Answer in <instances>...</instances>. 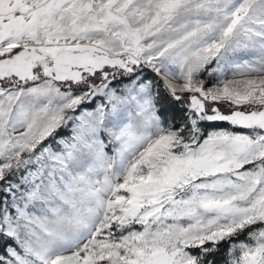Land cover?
<instances>
[{
    "label": "snow or ice",
    "instance_id": "snow-or-ice-1",
    "mask_svg": "<svg viewBox=\"0 0 264 264\" xmlns=\"http://www.w3.org/2000/svg\"><path fill=\"white\" fill-rule=\"evenodd\" d=\"M0 264H264V0H0Z\"/></svg>",
    "mask_w": 264,
    "mask_h": 264
}]
</instances>
